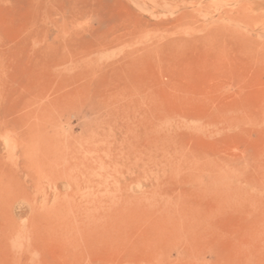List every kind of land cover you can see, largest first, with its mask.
<instances>
[{"label": "rangeland", "instance_id": "1", "mask_svg": "<svg viewBox=\"0 0 264 264\" xmlns=\"http://www.w3.org/2000/svg\"><path fill=\"white\" fill-rule=\"evenodd\" d=\"M0 264H264V0H0Z\"/></svg>", "mask_w": 264, "mask_h": 264}]
</instances>
